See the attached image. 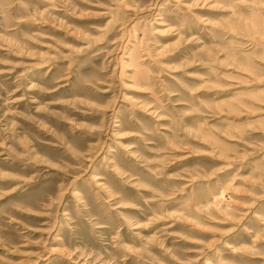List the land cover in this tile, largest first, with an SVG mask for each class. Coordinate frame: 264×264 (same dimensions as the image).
I'll return each instance as SVG.
<instances>
[{
  "label": "rangeland",
  "instance_id": "374dc122",
  "mask_svg": "<svg viewBox=\"0 0 264 264\" xmlns=\"http://www.w3.org/2000/svg\"><path fill=\"white\" fill-rule=\"evenodd\" d=\"M0 264H264V0H0Z\"/></svg>",
  "mask_w": 264,
  "mask_h": 264
}]
</instances>
